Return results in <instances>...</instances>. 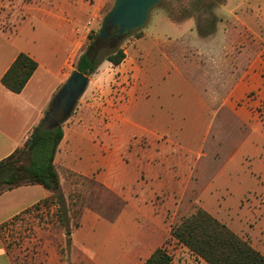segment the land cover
Listing matches in <instances>:
<instances>
[{
    "label": "crops",
    "instance_id": "1",
    "mask_svg": "<svg viewBox=\"0 0 264 264\" xmlns=\"http://www.w3.org/2000/svg\"><path fill=\"white\" fill-rule=\"evenodd\" d=\"M113 1L0 0V80L20 53L37 63L20 93L10 92L0 82V160L22 148L34 127L43 121L52 98L72 71H67L70 60L79 53L94 26L101 23ZM233 2L235 11L228 13L225 20H217L214 29L203 34L194 18L190 26L183 20H173L175 26L164 28L161 35L140 30L141 35L130 51L137 73L130 80L125 79L126 85L131 81L127 103H117L118 108L112 110L103 106L105 114L112 112L107 121L102 118L80 121L78 112L63 122V137L53 161L63 197L66 199L68 194L64 186L66 177L71 174L92 181L122 202L111 219L91 209L81 212L78 227L82 221L91 220L94 225H108L109 233L93 252L80 244L84 239L67 236L68 264H108L115 259L119 264H143L156 248L162 247L164 236L170 238L172 225L168 231L164 227L170 215L168 211H172V207L176 212L191 210L190 200L186 202L184 198L192 179L186 166L191 164L193 152L181 154L179 145L165 134L167 116L161 115L172 111L167 95L161 96L157 118L145 123L138 116L131 117L139 115L150 102L149 90L154 83L169 78V74L151 75L154 69L162 68L164 73L169 70L171 80H180L188 84L192 92L205 95L207 100L199 105L203 113H212L215 107L210 108L209 99H218L216 104L223 108L230 101L231 109L240 104L235 112L242 120L251 114L250 109L253 112L258 106L257 100L264 103V0ZM258 39L263 42L262 46ZM189 77L195 81L192 86ZM88 84H91L90 79ZM252 92L254 97L247 98V104L254 107L247 108L245 101H241ZM86 94L80 97L76 109L94 106L92 101H82ZM245 121H250L247 123L251 124V130L256 129L249 117ZM250 139L251 135L246 136L241 146L251 147ZM86 159L93 164L81 165ZM164 164L176 165L177 171L169 182L173 184V191L178 188L177 193L167 196L163 190L166 182L159 183L147 196V201L140 202L141 190L163 173ZM161 193L165 195L162 204L158 203ZM50 195V191L38 185L0 194V227ZM198 203L201 209L223 222L216 204H210L200 191ZM223 224L229 228L227 223ZM126 226H136L137 234L129 237ZM1 237L0 264H12ZM89 238L96 241V237ZM126 240L125 247L122 242ZM253 248L264 256V247ZM55 261L60 264L59 258L52 262Z\"/></svg>",
    "mask_w": 264,
    "mask_h": 264
},
{
    "label": "rangeland",
    "instance_id": "2",
    "mask_svg": "<svg viewBox=\"0 0 264 264\" xmlns=\"http://www.w3.org/2000/svg\"><path fill=\"white\" fill-rule=\"evenodd\" d=\"M225 1L162 0L161 5L150 12L146 25L140 30L155 36L161 35V30H165L164 28L175 26L173 20L176 22L183 20L186 26H190L194 18L199 32L203 34L206 30L211 28L213 30L217 20H225L228 13L235 11L233 0H228L224 4ZM101 24L102 21L92 29L94 35L99 32ZM140 30L115 42L112 49L104 48L105 45L101 47L99 64L95 73L87 76L91 84H88L85 91L87 94L82 100L84 103L92 101L94 106H84L79 110L75 107L74 110L77 112L72 113L77 115L79 112L80 121L87 122L101 118L107 121L112 112L105 114L103 106L112 110L115 107L118 108L117 103H127L128 86H131V81H128L129 85H126L125 79L130 80L133 78L131 76L137 73L134 67L136 63L132 60L133 58L131 59L130 51L135 40L141 35ZM87 43L88 39L79 53L70 60L67 71L74 70L76 60L86 49ZM258 43L263 45L259 39ZM117 48L124 51L126 59L115 67L104 60V55ZM151 73L155 77L169 74V78L154 83V87L149 90L150 102L139 115L131 117L136 119L138 116L145 123L157 118L159 115L156 112L161 96L167 95L172 111L167 115H161L164 118L167 116L165 134L179 145L181 154L184 151V153L193 152L191 164L186 166L187 173L192 174V179L184 198L186 202L190 200L191 210L176 212L172 207V211H168L170 215L166 220L165 229L168 231L171 225L178 224L183 217L189 216L200 208L198 203L200 191L210 204H216L215 207L223 219L222 223H227L235 234L247 240L251 246L264 247V103L259 104L260 101H258L256 104L260 105L259 108L255 107L253 112L250 109L251 114H247L242 120L240 114L235 112L240 104L231 109L228 107L231 104L230 101H227L223 108L216 104L218 99H209L210 108L215 107L212 113H203L199 105L207 100L205 95L200 96L192 92L188 84L180 80H171L172 72L169 70L164 73L162 68L157 67ZM188 82L192 86V82L195 81L189 77ZM254 94V92L248 94L241 103L245 101L244 106L253 108L254 105L247 104V98L253 97ZM248 117L252 120L251 122H254L255 130H251V124L247 123L250 121H245ZM115 118L114 115V120ZM62 124H60L61 127ZM248 135H251L248 142L251 145L249 148L241 146ZM198 152L199 155H197ZM76 163L78 165L79 161ZM80 164L90 166L93 163L86 159ZM163 169L159 177L148 183L150 187L147 185L141 190L140 202H146L147 196L157 189L159 183L166 182L163 187L166 195L172 196V192L177 193L178 188L177 191H173V184L169 182V179L173 180L172 174L177 171L176 165L164 164ZM64 187L68 191L65 195L66 199L64 198V210L51 193L45 202L41 201L37 206H33L1 228L2 242L12 264H58L56 261L52 262L56 257L60 259V264H68L67 236L73 235L75 238L84 239V242L80 244L87 251L93 252L109 233L108 225H94L91 220L82 221L78 227V217L84 209H91L111 219L116 213V208L120 207L121 200L92 181L76 175L70 174L66 177ZM59 193L63 194L60 188ZM164 197V194H159L158 203L162 204L165 201ZM68 214L73 220H69ZM125 228L129 237L137 234L136 226ZM90 236L96 237V241H89ZM127 243V240L122 242L125 247ZM160 244L171 256V264H204L169 236H164ZM108 264L119 263L115 259Z\"/></svg>",
    "mask_w": 264,
    "mask_h": 264
},
{
    "label": "trees",
    "instance_id": "3",
    "mask_svg": "<svg viewBox=\"0 0 264 264\" xmlns=\"http://www.w3.org/2000/svg\"><path fill=\"white\" fill-rule=\"evenodd\" d=\"M93 33L94 31H91L88 35L86 49L80 53L74 65V70L85 76L95 73L99 64V51L106 44L99 38V32L95 35ZM128 35L131 33L119 36L115 26L109 27L107 31V37L115 42L121 41ZM124 58L125 53L121 48L104 55V60L115 67L120 65ZM36 68L37 63L33 59L20 53L3 74L0 82L10 92L18 94ZM62 137L63 131L60 125L45 128L41 122L34 127L28 139L31 140L30 144L27 141L22 148L16 149L0 160V194L22 186L38 185L50 191L64 210L65 201L63 195L59 193V178L53 164ZM169 234L171 239L206 264H264V256L247 240L236 235L225 224L201 208L171 226ZM171 263L172 258L165 248L159 247L143 264Z\"/></svg>",
    "mask_w": 264,
    "mask_h": 264
},
{
    "label": "water",
    "instance_id": "4",
    "mask_svg": "<svg viewBox=\"0 0 264 264\" xmlns=\"http://www.w3.org/2000/svg\"><path fill=\"white\" fill-rule=\"evenodd\" d=\"M161 2L162 0H114L110 11L102 20L99 38L105 41L108 28L113 26L117 28L119 36L140 30L146 25L150 12L159 7ZM115 44L109 45L108 49L114 48ZM88 83L87 76L73 70L52 98L42 125L52 128L66 121L72 115ZM30 143L31 140H28V144Z\"/></svg>",
    "mask_w": 264,
    "mask_h": 264
},
{
    "label": "flooded vegetation",
    "instance_id": "5",
    "mask_svg": "<svg viewBox=\"0 0 264 264\" xmlns=\"http://www.w3.org/2000/svg\"><path fill=\"white\" fill-rule=\"evenodd\" d=\"M105 46H103L104 48H108L109 47V45H111V44H113V43H115V41H112V40H110L108 37L106 38V40H105Z\"/></svg>",
    "mask_w": 264,
    "mask_h": 264
},
{
    "label": "built area",
    "instance_id": "6",
    "mask_svg": "<svg viewBox=\"0 0 264 264\" xmlns=\"http://www.w3.org/2000/svg\"><path fill=\"white\" fill-rule=\"evenodd\" d=\"M253 97H254V95H253ZM251 98H252V97H251ZM254 100H256V98H255ZM258 101H260L259 104H263V103H261V101H262L261 99H260V100H257V102H258ZM259 106H260V105H258V107L256 106V108H259Z\"/></svg>",
    "mask_w": 264,
    "mask_h": 264
}]
</instances>
